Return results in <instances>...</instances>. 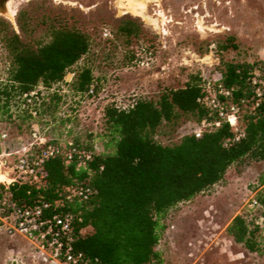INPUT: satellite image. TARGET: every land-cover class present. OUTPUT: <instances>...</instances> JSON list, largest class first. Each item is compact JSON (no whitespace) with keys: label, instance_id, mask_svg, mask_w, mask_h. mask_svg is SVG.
I'll return each instance as SVG.
<instances>
[{"label":"trees","instance_id":"obj_1","mask_svg":"<svg viewBox=\"0 0 264 264\" xmlns=\"http://www.w3.org/2000/svg\"><path fill=\"white\" fill-rule=\"evenodd\" d=\"M29 20L26 11L19 10L14 16L15 33L0 18V44L8 62L0 78V115L10 117L17 110L21 117L32 118L26 109H20V96L38 87L45 93L35 107L36 117L56 110L61 96L50 91L56 85L65 84L78 96H94L99 88L88 67L75 71L65 83V75L88 51V35L56 16H41L38 20L45 39L30 41L33 29ZM106 31L108 37L122 39L124 65L132 66L140 47L153 58L152 43L141 40L134 48L130 46L144 35L134 21L118 20ZM232 43L227 37L221 48L232 47ZM214 71L221 87L229 91L228 97L218 99L237 107L241 136L236 140L228 125L202 103L201 76L189 74L181 87H163L153 100L134 98L125 107L107 101L101 109L100 150L70 140L90 154L83 167L75 160L64 164L54 157L43 164L38 184H14L6 191L8 199L21 206L46 202L49 212L71 214L72 248L90 262L160 264L155 247L169 209L217 183L232 164L243 159L264 161V62L219 61ZM252 78L260 90L259 98L253 94ZM90 85L92 95H87ZM179 119L197 126L218 122V126L198 138L184 135L172 145L154 140L162 123L175 125ZM77 185L89 187V197L62 202L64 189ZM253 202L264 217V169L256 177ZM225 233L250 253L264 245L260 225L238 215L227 224Z\"/></svg>","mask_w":264,"mask_h":264},{"label":"rangeland","instance_id":"obj_2","mask_svg":"<svg viewBox=\"0 0 264 264\" xmlns=\"http://www.w3.org/2000/svg\"><path fill=\"white\" fill-rule=\"evenodd\" d=\"M17 2L1 12L0 18L17 33L14 16L19 10L26 11L28 26L33 29L30 41L45 39L38 20L41 16H56L88 35V51L65 75V83L75 71L88 67L99 88L94 96L85 97L59 84L53 90L61 100L53 112L27 119L17 110L10 117L0 115V133L19 138L25 145L35 134L55 143L74 139L99 151L101 109L107 101L125 107L134 98L156 99L161 88L181 87L189 74L210 78L219 61L264 62V0H136L143 4L147 19L126 12V0ZM9 9L14 13L11 17ZM121 19L134 21L143 31L142 39L131 42L132 48L141 40L153 44L148 68L124 65L122 39L101 35V28L111 31ZM227 37L233 48L223 49ZM7 63L0 44V78ZM197 128L191 121L179 119L175 125L162 123L153 138L161 145H172ZM263 169L264 161L243 159L229 166L217 183L169 209L155 247L160 264H264V245L250 253L225 233L227 224L238 215L260 225L264 235V217L252 204L255 180ZM34 255L37 259L20 237L0 228V264H41L40 254Z\"/></svg>","mask_w":264,"mask_h":264},{"label":"built area","instance_id":"obj_3","mask_svg":"<svg viewBox=\"0 0 264 264\" xmlns=\"http://www.w3.org/2000/svg\"><path fill=\"white\" fill-rule=\"evenodd\" d=\"M103 37L107 31L102 30ZM132 66L144 69L152 64V58L140 47L137 56L131 61ZM219 74L214 71L208 79H202V103L216 113L220 121L226 123L234 133V140L241 136L237 126L238 111L235 105H225L218 98H226L229 91L219 84ZM253 94L260 97V90L252 78ZM92 85L88 87L87 95H92ZM43 90L41 87L23 93L20 96V109H26L28 114L36 117L35 107L39 104ZM51 88L50 91H52ZM256 105V104H255ZM218 122L206 124L201 122L193 133L198 138L201 133ZM33 140L26 145L19 138L9 139L6 133H0V223L4 231L20 237L29 247L33 257L40 254L41 264H96L85 259L81 253L72 248L73 238L70 227L73 216L67 212H49L46 202L32 203L27 206L16 205L7 195V189L14 184H38L42 176V166L54 157H60L64 164L73 160L83 167L90 160L89 152L79 149L70 141L64 143H46L43 138L32 135ZM90 195V188L83 185L64 189L61 201L70 203L73 200L85 201ZM252 204L255 203L252 200ZM156 264V263H149Z\"/></svg>","mask_w":264,"mask_h":264},{"label":"bare ground","instance_id":"obj_4","mask_svg":"<svg viewBox=\"0 0 264 264\" xmlns=\"http://www.w3.org/2000/svg\"><path fill=\"white\" fill-rule=\"evenodd\" d=\"M138 2V1H137ZM136 2V0H126V6L125 5H123V6H125L124 7V10L126 11V12H131V13H133V14H135V15H138V16H142V17H144L145 19H147V17L145 16V14H144V10H143V4L141 5V4H138ZM141 3V2H140ZM122 6V5H121ZM145 6V5H144ZM11 8V7H10ZM13 12H12V10L11 9H9V13H8V16H13ZM148 21H150V20H148ZM154 23V22H153Z\"/></svg>","mask_w":264,"mask_h":264},{"label":"flooded vegetation","instance_id":"obj_5","mask_svg":"<svg viewBox=\"0 0 264 264\" xmlns=\"http://www.w3.org/2000/svg\"><path fill=\"white\" fill-rule=\"evenodd\" d=\"M18 0H0V13L8 11L13 4L18 3Z\"/></svg>","mask_w":264,"mask_h":264}]
</instances>
